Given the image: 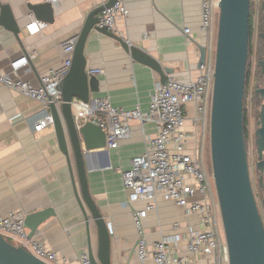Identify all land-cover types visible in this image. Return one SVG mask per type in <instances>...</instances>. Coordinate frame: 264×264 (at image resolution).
<instances>
[{"label":"crops","instance_id":"1","mask_svg":"<svg viewBox=\"0 0 264 264\" xmlns=\"http://www.w3.org/2000/svg\"><path fill=\"white\" fill-rule=\"evenodd\" d=\"M106 1L60 0L54 4L53 23H47L37 19L30 9L43 0H0V70L14 80L41 85L51 70L64 63L63 44L78 36L88 14ZM124 2L128 16L117 21L122 38L153 57L162 68H167L168 80L196 79L201 72L200 0ZM5 14L15 20L20 29L18 36L3 24ZM32 20L47 23V28L28 35L25 28ZM185 29H190L191 34H185ZM30 55L34 57H29L28 65L14 73L11 63ZM85 56L87 70L103 71L97 76L100 90L91 94V99L109 97L115 107L148 112L151 93L162 86L157 71L134 61L116 39L95 31L88 37ZM40 109L37 101L0 84V212L9 214L21 210L29 215L52 208L56 216L44 222L32 240L42 242L71 264H80L81 256L89 254L90 250L97 257V227L92 220L87 223L76 196L73 176L78 193L80 187L71 147L72 170L59 147L54 127L35 134L25 120ZM80 110L75 109V112ZM186 113V130L199 132L196 105L186 106ZM156 134L154 123L133 121L131 136L122 141L119 148L95 149L84 158L89 192L112 225L113 264H141L135 254L138 232L133 213L146 203L128 202L122 173L130 169L134 157L146 152ZM198 139L191 142L193 149ZM154 204L157 209L147 215L143 227L150 246L176 234L185 237L189 225L200 228L199 218L186 216L185 209L174 202L159 197ZM86 211L89 214L88 209ZM175 223L180 225L179 230L174 229ZM177 252L181 256L189 255L184 241L179 243ZM212 259L213 256H204L193 264H204ZM149 264L156 263L150 261Z\"/></svg>","mask_w":264,"mask_h":264},{"label":"built area","instance_id":"2","mask_svg":"<svg viewBox=\"0 0 264 264\" xmlns=\"http://www.w3.org/2000/svg\"><path fill=\"white\" fill-rule=\"evenodd\" d=\"M43 1L56 4L60 0ZM219 2L200 0V42L201 48L206 50V60L196 79L179 81L169 78L165 86H157L151 93L150 107L146 113L140 109L127 111L115 107L109 97H101L91 103H76L77 109L81 110L76 113L75 120L99 126L106 133L109 149L119 148L121 142L131 136L133 121L150 122L156 126V137L151 140L146 152L134 157L130 169L122 173L128 202L146 203L145 207L133 213L134 226L138 232L135 254L141 264H149L150 261L156 264H193L204 256H213L211 261L204 264H229L217 190L213 174L208 171L205 162V140L210 132L215 81ZM127 16L124 0H118L99 15L97 26L122 38L123 32L117 21ZM46 28L47 23L32 20L25 31L33 36ZM185 34L190 35L191 30L185 29ZM77 41L78 36H75L63 44L62 50L66 56L64 63L51 70L39 86L14 80L0 70V84L41 104L37 113L25 119L35 134L53 126L49 106L62 103L60 85L71 68ZM29 57L34 55L12 62V71L16 73L27 66ZM89 73L98 76L103 71L92 69ZM190 104L196 105V121L200 126L199 132L195 133L186 130V106ZM197 138L199 142L193 149L191 142ZM159 197L184 208L186 216H197L200 228L189 225L185 237L176 234L150 246L145 238L144 221L151 211L157 209L154 201ZM26 217L27 214L21 210L9 214L0 212V235L47 264H71L66 257L29 237L25 226ZM108 225L112 233L111 223ZM179 228L180 225L175 223L174 229ZM181 241L185 242L188 256H181L177 252ZM80 264H92L88 253L81 256Z\"/></svg>","mask_w":264,"mask_h":264},{"label":"water","instance_id":"3","mask_svg":"<svg viewBox=\"0 0 264 264\" xmlns=\"http://www.w3.org/2000/svg\"><path fill=\"white\" fill-rule=\"evenodd\" d=\"M118 0H107L87 16L73 54L68 75L60 90L62 103L49 106L59 147L72 170L69 146L73 151L80 193L73 182L79 204L89 224L97 227L99 248L97 257L89 251L92 264H113L109 223L93 200L88 187L84 158L88 152L107 146L106 133L92 122L76 121L77 102L91 103V94L99 92V79L87 70L85 47L89 35L95 31L116 39L134 61L147 65L161 76V85L168 82L167 68L140 48L131 46L123 38L97 26L99 15ZM216 40L215 81L210 123V151L223 230L228 247L229 264H264V220L259 210L250 174L248 147L245 137L247 65L250 43L251 0H220ZM9 8H5L8 10ZM37 19L54 21V4L42 2L31 6ZM3 24L17 36L20 29L12 15L5 14ZM8 21V22H7ZM9 23V24H8ZM199 67L205 64L206 50L201 48ZM264 76V62H259ZM262 100L259 128L256 131L258 153L257 170L264 174V87L256 90ZM75 108V109H74ZM263 185V184H262ZM264 206V199L262 201ZM89 211H86L87 209ZM56 214L52 208L27 215L25 226L33 238L39 227ZM0 264H47L22 247H17L0 235Z\"/></svg>","mask_w":264,"mask_h":264},{"label":"rangeland","instance_id":"4","mask_svg":"<svg viewBox=\"0 0 264 264\" xmlns=\"http://www.w3.org/2000/svg\"><path fill=\"white\" fill-rule=\"evenodd\" d=\"M256 10L254 17V36L251 57L248 59V70L250 71V86L245 95L244 108L247 117V147L250 166L251 180L253 189L257 198L259 210L264 220V174L261 180V174L257 170L258 153L256 146V131L259 128V114L263 100L256 95V90L264 87V76L261 73L259 62H264V0H253ZM205 162L208 171L212 174L211 151H210V132L205 140ZM225 236V234H223ZM8 239V238H7Z\"/></svg>","mask_w":264,"mask_h":264},{"label":"trees","instance_id":"5","mask_svg":"<svg viewBox=\"0 0 264 264\" xmlns=\"http://www.w3.org/2000/svg\"><path fill=\"white\" fill-rule=\"evenodd\" d=\"M256 14V10H255V6H254V1L251 0V12H250V43H249V58L251 57V53H252V47H253V36H254V17ZM249 62V61H248ZM249 65V64H248ZM248 65H247V77H246V92L250 86V71L248 70ZM262 73V72H261ZM246 95V94H245ZM245 103V100H244ZM246 114V111H245ZM247 117H246V122H245V137L247 140L248 137V129H247ZM9 241V240H8ZM10 242V241H9ZM12 243V242H11Z\"/></svg>","mask_w":264,"mask_h":264}]
</instances>
